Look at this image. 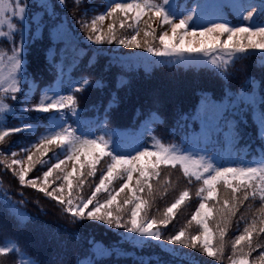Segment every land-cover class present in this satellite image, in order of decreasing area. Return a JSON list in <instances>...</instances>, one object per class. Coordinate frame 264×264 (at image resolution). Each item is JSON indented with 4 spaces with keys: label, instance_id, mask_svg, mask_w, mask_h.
<instances>
[{
    "label": "snow or ice",
    "instance_id": "6c2138e0",
    "mask_svg": "<svg viewBox=\"0 0 264 264\" xmlns=\"http://www.w3.org/2000/svg\"><path fill=\"white\" fill-rule=\"evenodd\" d=\"M84 2L74 0L76 8ZM57 5L65 8L66 0H55V3L52 0H0V41L6 40L11 45L10 49L0 48V143L15 134L34 135L39 124L25 123V120L43 119L45 128L35 141L21 147L19 152L6 155L0 151V165L11 172L21 187L32 188L55 201L60 212L69 216L73 223L83 219L100 221L156 241L162 237L160 226H167L190 197L189 191L184 190L164 209L161 218L148 216L154 194L153 181H158L160 166L175 168L178 165L189 183L193 179L201 182L197 191L199 205L185 228L167 237L168 244L192 249L199 244L208 257L222 261L225 236L234 218L239 216V234L231 242L230 264H264V244L259 242L264 236V76L259 81L254 76H246L235 90L229 85L232 69L245 58L255 64V57H261L259 67L264 73V0H194L184 5L176 4L175 0H106L105 11L92 16L90 22L84 17L95 8H83L81 18L76 20L84 38L91 44L143 48L155 57L173 56L179 57L181 63L203 65L222 85L220 94L199 92L198 103L182 119L199 122L206 138L215 136L219 142V137L223 136L224 142L232 146L244 138L245 128L255 126L261 141L258 150L253 151L246 144L249 151L243 153V159L240 152H235L232 155L237 158L228 161L220 154L207 157L174 144L166 145L156 136L151 137L149 145L144 142L143 135L123 143L111 129L104 135H94L91 122L81 118L77 94L89 88L103 90L105 83L99 77L95 81L83 76L73 79L69 74L65 84L64 62L69 52L72 55L70 67L76 70L84 63L85 50L77 47V34L67 15L57 11ZM145 16L148 20H144ZM228 17H233L234 22ZM153 18L158 20L155 28L150 22ZM106 20L110 22L105 29ZM45 29L49 38L46 56L50 67L55 69L54 79L58 83L49 82L46 88H40L35 77L26 71L25 51L26 41L42 36ZM128 30L132 34H122ZM141 33L143 39H138ZM103 51V48L94 49L85 67H93ZM126 83L117 80L116 87ZM36 91L41 93L40 98L31 104ZM18 95L22 99L18 100ZM9 100L22 105L19 116ZM117 104L118 97L113 92L103 106L105 127ZM27 113L37 115L27 117L24 115ZM39 114L47 115L41 117ZM9 115L20 119V126L7 127ZM69 116L74 118L75 127L69 123ZM147 118L152 124L162 123L157 111H149ZM148 131L153 129L146 128ZM185 143H189L187 136ZM53 148L59 152L44 159ZM103 158L110 162L85 198L80 195L85 178L96 175V166ZM52 159L56 162L51 163ZM69 165L71 170H68ZM44 167L46 171H42ZM34 170L38 174L29 177ZM115 181L120 182L119 186L111 187ZM0 191H3L0 217L9 216L18 226L30 223L32 218L17 208L8 192ZM99 194H105L102 201ZM257 200L259 207L251 212L250 218L241 214L246 203L251 211L252 202ZM124 215L128 218L122 222ZM193 222L199 227L197 235L186 230ZM240 222L244 224L242 231ZM134 242L143 244L144 240ZM166 251L172 256L178 252L175 248ZM91 252L87 261L78 255L68 264H98V257L110 254L109 250L95 245ZM9 255L16 257L14 264H42L29 257L14 239L6 237L0 240V257Z\"/></svg>",
    "mask_w": 264,
    "mask_h": 264
},
{
    "label": "trees",
    "instance_id": "16d2710c",
    "mask_svg": "<svg viewBox=\"0 0 264 264\" xmlns=\"http://www.w3.org/2000/svg\"><path fill=\"white\" fill-rule=\"evenodd\" d=\"M52 2L55 3V0H52ZM105 2L106 0H92L89 3V0H85L84 4L76 8L74 0H66L65 8L62 9L57 5V11L62 15H67L77 34V47L85 50L84 63H80L79 68L76 70L70 67L72 55L69 52L64 62L65 84L69 79V74L73 79L83 76L95 81L99 77L105 83L103 90L89 88L87 92L77 94L79 109L82 114L81 118L91 122L90 127L94 135H104L106 131L111 129L118 134V138L123 143H129L135 137L143 135L144 142L149 145L152 143L151 137L156 136L166 145L174 144L181 149H191L196 151L198 155L207 157L220 154L224 156L226 161L236 159L237 157L232 155L235 152H240V158L243 159V153L249 151L245 148L246 144L251 146V150H258L261 141L258 139L255 126L250 125L245 128L244 138L235 146H232L224 142L223 136L219 137V142H217L215 136L211 139L206 138L199 122L193 123L191 120L185 121L182 119V116L189 113L198 103L199 92L208 91L215 95L220 94L222 85L218 80L213 79L212 74L203 65L191 63L181 66L160 59L151 62L148 70H143L136 66L134 60L121 55L132 51L150 54L145 52L143 48L129 49L116 44L94 45L87 41L76 20L81 18L83 8H95V11H89L88 16L84 17L85 20L90 22L92 16L105 11L103 7ZM190 2H194V0H175L178 5ZM74 13L75 18H73ZM228 19L234 22L233 17H228ZM45 20L47 21L46 17ZM144 20H148V17L145 16ZM109 22L108 20L104 22L105 29ZM150 22L154 28L157 27V19L153 18ZM122 34L130 35L132 33L128 30ZM138 39H143V33ZM17 43H19L18 36ZM10 47L11 45L6 40L0 41V48L10 49ZM48 47L47 29H45L42 36L26 41V71L31 77H35L40 88H46L49 82L58 83L54 79L55 69L50 67L47 60L46 50ZM96 48H103L104 51L93 67L86 68L85 63L89 57L93 56V50ZM261 62L262 58L258 55L255 57V64L247 58L238 61L232 69L233 76L229 80L230 87L234 90L238 88L244 82L246 76H254L259 81L264 76L259 67ZM117 80L127 81V83L123 87L117 88ZM113 92L118 97V104L112 108L107 127H105L103 106L107 104ZM40 95L41 93L36 91L31 104L37 103ZM20 99H22V96L18 95V100ZM8 103L13 104L17 116H19L22 105L11 100ZM31 104L28 107H31ZM149 111H157L162 123L152 124L147 118ZM24 115L33 117L37 114L27 113ZM39 115L43 117L47 114ZM68 121L74 127L76 126L74 118L71 116L68 117ZM29 122L39 124L36 133L31 136L12 135L3 143H0V151L6 155L12 151L19 152L21 147L27 146L30 141H35L45 131L43 119L39 121L25 120V123ZM6 126H20V119L9 115ZM146 128H151L153 131L146 132ZM186 136L189 138V143H185ZM53 152H59V149L53 148L48 153V157H44V159L51 157ZM248 158L251 159V157ZM60 159H63V155L60 156ZM55 162V159L51 160V163ZM109 162L107 158H103L96 166V175L85 178V184L80 195L86 198L91 194V190L99 182L101 172L106 170ZM51 163L47 167H50ZM47 167H44L42 171H46ZM68 170H71L70 165ZM159 172L158 181H153L154 194L151 207L148 210L149 218L153 216L157 219L161 218L164 209L178 198L180 192L187 190L190 197L177 210L175 218L171 219L167 226H160L162 237L161 240L156 241L151 238L138 237L136 234L128 233L125 228H117L115 225H108L100 221L83 219L73 223L69 216L60 212L55 201H51L32 188L21 187L11 172L0 165V189L6 190L17 208L32 218V221L27 225L18 226L13 218L9 216L0 217V240L6 237L14 239L29 257L42 262V264H61V261L68 264L78 255L82 260L87 261L92 256L91 250L94 245L101 249H107L110 253L107 256L98 257V264H230L231 242L234 240L235 235L239 234L237 231L239 216L234 218L232 226L225 236L222 261L214 257H208L200 250L199 244L196 249L179 244H168L167 237L175 235L181 228H185L191 219L192 213L198 207L199 197L197 191L201 186V182L193 179L189 183L178 165L175 168L161 165ZM37 174L34 170L29 173V177ZM56 183L59 184L60 181ZM119 183V181H115L111 187H118ZM220 190L223 191L222 186ZM2 195L3 191H0V196ZM104 196L105 194H99L98 198L102 201ZM20 201H23V204L19 203ZM252 205L253 207L249 211L246 203L241 212L246 218H250L251 212L259 207V201L252 202ZM90 208L91 206H89ZM85 211H88V209ZM127 218V215H124L122 222L126 221ZM243 227V222H240L239 228L241 231ZM186 230L192 235L199 234V227L195 222ZM135 240H144V243L136 244ZM259 242L264 244V236L259 239ZM164 244L177 249V255H169L163 248ZM256 255H258V252L253 253V257ZM15 260L16 257L12 255L0 257V264H14Z\"/></svg>",
    "mask_w": 264,
    "mask_h": 264
},
{
    "label": "rangeland",
    "instance_id": "374dc122",
    "mask_svg": "<svg viewBox=\"0 0 264 264\" xmlns=\"http://www.w3.org/2000/svg\"><path fill=\"white\" fill-rule=\"evenodd\" d=\"M123 57H128L131 60L135 61L136 66H138L139 68H142L143 70H148L151 62L153 61H157V60H164L170 64H175V65H189L191 63H181L179 62V57H155L152 54H144L143 52L140 51H132L126 54H121ZM185 55H187V53H185ZM163 248L166 250L167 248H171L169 245H163ZM180 264V263H178Z\"/></svg>",
    "mask_w": 264,
    "mask_h": 264
}]
</instances>
